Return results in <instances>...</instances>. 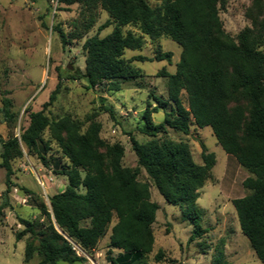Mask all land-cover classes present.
I'll return each instance as SVG.
<instances>
[{"label":"trees","instance_id":"obj_1","mask_svg":"<svg viewBox=\"0 0 264 264\" xmlns=\"http://www.w3.org/2000/svg\"><path fill=\"white\" fill-rule=\"evenodd\" d=\"M94 1L112 19L99 29L111 23L114 29L103 38H88L82 45L85 69L78 78L87 88L118 92L122 82L140 76L131 62L146 60L140 56L122 58L124 51L143 46L140 37L122 33L121 28L127 24L138 25L142 34L153 39L161 34L169 37L181 47L180 60L174 73L160 72L166 81V102L156 100L157 106L150 109L148 105L142 114L144 126L140 132L151 139L140 144L129 137L137 158L136 169L121 165L124 152L120 145L100 139L99 123L91 122L81 132L80 123L69 117L51 120L44 114L43 109L54 101L58 87L42 110L29 113L28 125L19 138L2 142L0 167L6 171L5 195L11 188L10 162L22 157L21 147L34 154L44 167L55 162L46 156L50 148L43 138L45 130L67 160L55 172L66 177L65 189L49 199V211L44 204H38L41 215L49 220L46 230L36 232L30 221L18 218L24 228L14 235L15 240L29 234L23 264L36 257L39 260L35 264L84 263L83 254L93 251L108 230V264H147L146 256L154 243L151 225L157 205L150 200L148 184L137 179L139 168L164 201L177 206L181 219L192 226L189 241L202 237L206 232L201 228L203 210L196 201L198 191L210 178L215 156L201 144L202 164L198 165L186 143L161 138L166 128L188 135L192 124L209 127L222 150L249 173L242 183L249 193L234 199L232 206L241 233L264 264V52L260 49L264 47V0H252L246 12L252 26L245 27L235 38L224 32L219 18L225 0H158L160 14L155 19L144 0ZM58 34L65 46L66 36L61 31ZM147 61L170 64L171 54L158 52ZM236 96L247 102V121L241 107H227ZM9 104L5 102L6 107ZM167 106L163 121L153 125L151 113L156 112V107ZM105 110L112 111L110 106ZM5 116L10 117L7 112ZM100 148L104 153L98 152ZM79 188L84 191L79 192ZM8 205L5 199L0 213ZM113 217L116 222L109 229ZM112 250L118 251L117 256H112ZM154 259L162 261V251ZM213 264H226L220 252Z\"/></svg>","mask_w":264,"mask_h":264},{"label":"rangeland","instance_id":"obj_2","mask_svg":"<svg viewBox=\"0 0 264 264\" xmlns=\"http://www.w3.org/2000/svg\"><path fill=\"white\" fill-rule=\"evenodd\" d=\"M144 1L155 19L160 14V1ZM251 2L225 0L219 18L228 36L235 38L245 27L252 26L246 17ZM111 20L94 0H74L71 4L66 0H0V153L2 142L11 137L19 138L28 125L29 113L42 110L50 93L58 87L54 101L43 109L44 114L51 120L69 117L80 123L81 132H85L91 122L99 123L100 139L123 148L121 165L129 169L137 168V158L129 137L140 144L151 139L140 132L144 126L142 114L148 105L150 109L157 106L156 100L166 102V81L160 72H175L181 47L166 35L153 39L142 34L138 25L127 24L121 28L122 33L140 37L143 46L139 50L124 51L122 58H144L146 61L131 62L140 71V76L122 82L118 92L96 87L89 89L84 80L78 78L85 69L86 54L82 45L88 38H103L111 33L114 23L99 29ZM58 31L66 36L65 46L60 42ZM260 49L264 52V47ZM158 52H169L170 64L166 61H147ZM182 99L185 104L184 93ZM6 101L10 103L8 107L5 106ZM107 106L111 107V112L105 110ZM235 106L244 110L247 121L246 100L234 97L227 107L231 109ZM168 110L169 106L165 109L156 107V112L151 113L152 124H160L164 112ZM5 112L10 117L5 116ZM43 138L50 148L46 156L54 159L55 165L51 162L44 167L34 154L21 147L22 157L10 162L11 188L7 195L4 193L6 171L0 167V205L5 199L9 204L0 213V264L23 263L24 246L29 234L19 241L15 240L14 235L24 228L18 218L30 221L36 232L45 231L49 220L41 215L38 204H44L49 211V199L67 185L66 177L55 173L62 164H67V160L50 138L48 130H45ZM161 138L186 143L193 162L198 165L202 164V144L206 152L214 154L215 165L210 171V178L198 191L196 201L203 210L201 228L206 232L193 241H189L192 226L181 219L180 209L167 204L144 170L139 168L137 179L148 184L150 200L157 205L155 221L151 225L154 243L152 251L146 256L147 264H213L219 252L226 264H261L241 233L232 206L234 199L249 193L242 186L249 173L235 157L222 150L209 127L198 128L192 124L188 135L166 128ZM98 152L104 153V149L100 148ZM78 191L83 192L84 189L79 188ZM115 222L113 217L109 229ZM109 233L110 230L93 251L83 254L84 263L77 264H108L105 256ZM159 250L163 253V260L156 262L154 256ZM111 254L117 256L118 251L112 250ZM35 260L37 262L39 258L28 264H33Z\"/></svg>","mask_w":264,"mask_h":264},{"label":"crops","instance_id":"obj_3","mask_svg":"<svg viewBox=\"0 0 264 264\" xmlns=\"http://www.w3.org/2000/svg\"><path fill=\"white\" fill-rule=\"evenodd\" d=\"M22 262H23V261H22ZM35 263H37L36 260H35V262H34L33 264H35ZM22 264H23V263H22Z\"/></svg>","mask_w":264,"mask_h":264}]
</instances>
